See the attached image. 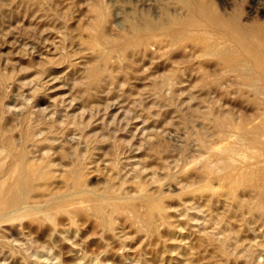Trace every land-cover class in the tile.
Returning a JSON list of instances; mask_svg holds the SVG:
<instances>
[{
  "label": "rangeland",
  "instance_id": "1",
  "mask_svg": "<svg viewBox=\"0 0 264 264\" xmlns=\"http://www.w3.org/2000/svg\"><path fill=\"white\" fill-rule=\"evenodd\" d=\"M211 1L226 17L236 15L240 22L248 25L264 22V0ZM93 6L97 9L95 7L93 9ZM187 11L189 10L184 0H37L36 2L35 0H0V83H2L0 84V129L4 128L2 130L7 131L6 134L12 138L13 143L18 140V144L14 143L16 147L19 144H21L19 147L25 145L26 153L29 158L32 157L30 159L33 162L39 158L41 161L37 160V163L39 161L42 164L47 163L48 165L49 163L48 167L51 164L52 167L49 169L53 168L51 170L53 175L49 180L54 185H51L52 189L62 187V176L66 171L64 169H70L77 158V163H81L83 169L86 167L82 173L85 174L83 175L84 180L86 187L91 189L90 193H99L106 187L112 189L116 187V191L119 190L123 198L126 195L137 198L143 193L153 196L158 194L155 197L164 199V207L166 204L169 206L165 207L166 217H156L157 224L159 222L158 226H160L157 227V233L153 234L146 231L138 220L130 224L127 220L121 219L122 222H120L117 219L112 231H103L101 227H92L89 218L75 217L73 222L77 224V228L76 224L73 225L70 220L57 217L55 225L47 223L44 226L47 235L44 238L38 232L30 230L26 223L28 219L24 218L23 222L22 219H18L3 223V227L0 226V228L6 231L2 233L1 228L0 235L6 234L7 239L11 241V246L2 248L0 246V264H264V206L259 209L256 191H250L247 185H242L237 188L236 196L238 197L234 199L230 195L229 186H225L226 182L217 177H210L201 168L205 162L216 164L211 154L218 148L234 144L231 143L233 139L229 136L228 130L224 132L219 128V131L212 120L225 115L234 122L240 121V118L245 119L244 114L249 116L246 114L252 113H250L252 106L250 104L248 106L249 100H247L252 98V91L247 92L248 89H241V81H238L234 75L233 77L223 76L222 86H211L215 93H211L214 91L211 87L209 89L206 87L207 91L199 89L202 86L200 82L203 77L212 80L221 73V67L211 62L210 58L207 60L191 57L189 53L195 52V49L190 50L189 48L191 42L183 44V46H188L185 50L179 45L170 46L171 54L168 55H164V52L157 53L153 48L146 52L147 55L140 49L125 52V55L113 53L110 59H114H109L111 64L108 61L102 63L99 52H93L90 48L92 46L89 40L92 36L98 33L107 35L109 32L110 35L119 34L124 27L126 29L129 26V19L134 13L140 15L150 13L154 20L156 18V22H166L183 19L188 14ZM95 23H100V25L97 26ZM102 25L107 28L112 27L116 32L111 33L112 28L107 29ZM92 27L95 29H91ZM105 29L107 33L104 32ZM97 30L100 31L97 32ZM108 36L109 34L106 37ZM62 53L65 55L68 53L73 61L67 60L68 55L65 56ZM61 54L62 56H59ZM172 55L173 57L170 58ZM203 61L208 63V66ZM49 62L53 68L50 67ZM73 62H77L76 65ZM170 62L174 66L173 71ZM166 63L169 65L168 69ZM121 64L125 66L122 67ZM88 66L101 72L94 81L95 83L89 77L90 67ZM204 67L206 70L203 69ZM199 68L205 71L201 73ZM177 69H180V72ZM166 70L175 80L176 89L174 87L170 89L166 85L165 81L169 77ZM42 71L46 72L43 73L45 76L42 75ZM104 72L107 76L112 75V82L111 76L106 77L102 74ZM101 74L107 79L100 78ZM116 74L122 75L118 77ZM198 78L201 80L199 81ZM194 80H196L195 83ZM81 83L83 86L80 85ZM52 86L55 87L51 89ZM84 86L87 88L85 89ZM233 86H236L235 90L241 91L242 94H236L235 91L234 94ZM222 88L226 90L220 91ZM227 88H232V90ZM84 89H89V91ZM166 90L167 93H165ZM242 90H245L246 94H243ZM213 94L215 100L212 99ZM241 97H243L242 100ZM218 113H221V116ZM233 116L236 120H233ZM26 118H29V121L26 120L27 123ZM32 127L36 132L34 135H32L34 133ZM81 130L88 131L92 136H86L87 132L85 135L81 133ZM22 131H24L23 134ZM226 132L227 135L223 134ZM26 133H29V139L33 142L26 139ZM24 135L25 139L29 140L28 143L25 142ZM19 139L22 141L20 142ZM1 142L0 140V144ZM93 143H97V146ZM117 150L118 158L115 156ZM81 155H83L82 159ZM235 159L234 164L236 163L235 166L238 167L241 160ZM67 166L69 168H66ZM112 170L114 171L111 172ZM115 170L120 171V173L116 171V176L114 175ZM211 185L212 187L209 188ZM188 189H191V195L188 194L190 193ZM192 191L197 196H194ZM209 193H212L211 198L207 195ZM132 194L135 196L132 197ZM192 195L195 197L194 200L191 199ZM184 198L186 201H183ZM197 202L202 206L198 207ZM94 203L95 201L89 200L76 205L91 206ZM182 203H187L185 204L187 207H183ZM189 213L191 221L188 220ZM212 217L213 220H211ZM79 218L80 221H78ZM160 218L161 222L158 220ZM123 222L126 223L123 224ZM11 223L19 226L13 227ZM134 224L135 226L132 227ZM123 225H128V227ZM10 231L16 234L13 233L12 236ZM12 243L20 251H14L13 254ZM108 252L110 254H105ZM81 254H83L82 257ZM111 254L114 257H111ZM23 256L25 260L22 259ZM28 259L29 261H26Z\"/></svg>",
  "mask_w": 264,
  "mask_h": 264
},
{
  "label": "bare ground",
  "instance_id": "2",
  "mask_svg": "<svg viewBox=\"0 0 264 264\" xmlns=\"http://www.w3.org/2000/svg\"><path fill=\"white\" fill-rule=\"evenodd\" d=\"M36 1L37 0H35V2ZM184 1H186V6H187L189 11H187L188 14L185 15V17H183V19H180V20H169V21H166V22H156L155 21L156 18L154 17L155 18V20H154L153 16L150 13H146L145 15H140L138 13H134L133 15H131V18L128 17V18H130L129 19V23L127 22L129 24V26L128 27L126 26L127 27L126 29L124 27V30L119 32V34L118 33H116V34L112 33L113 31L114 32H116V31L113 30L112 27H108L110 29L112 28L111 29L112 30L111 31L112 34L110 35V32H109L108 33L109 34L108 37H106L108 34L107 35L105 34L106 35L105 36L104 33H100V34L98 33L97 35L92 36L91 39L89 40L90 46H92L90 48L92 49L93 52H99V56L103 60L102 63L103 62L105 63L107 61L109 62L110 60L114 59V58L110 59V57H111V55L113 53H123L124 54L125 52L133 51V50H139V49L143 50L146 53L148 50L153 48L157 53L164 52L163 53L164 55H168L169 53L171 54V52L169 51L170 46L172 47V45H179L183 50H185V49H187L188 46H186V45L183 46V44L185 42L186 43L191 42L192 43L191 47L189 46L190 50L195 49L194 53L193 52L189 53V55L191 57L195 56V57H199V58H203V59H207V60L210 58V59H212L211 62L213 61L215 65L221 67V73L216 75V76H215V73H214L215 77L213 78V75H212V78H213L212 80L205 79L202 76L203 79H202V82H200V83H202V86H201V84H200V86L204 87V88L199 87V89L206 90L207 88L209 89V87H211V86H213V87L214 86L217 87V86H220V85L222 86V83H223L222 79H224L223 76L224 77L226 75L227 76H229V75L236 76L235 78H237L238 81H241V83H240V85L242 86L241 89H243V88L245 89L246 88V89H248L247 92H249V91L251 92L252 91V98H250V99L246 98L247 100H249L248 106H249V104L252 106V110L251 111L248 110V111H250V113L251 112L252 113L251 114H246V115H249V116H245V114H244L243 117H245V119L242 120V118H240L241 120L238 119L240 121H235V122L232 121L231 119H228L227 117H225L226 115L224 117H220L221 113L220 114L218 113V115H220L219 116L220 118L216 117L217 119H214V118H213L214 120H212V118L210 119V120H212L214 122V125L218 127V130H219V128L222 129L224 132L226 130H228L229 136H231L232 139H233V142H231V143H234V144L231 145V146H228V147L218 148L216 151L213 152V154H211V155L214 156V160L213 161L216 164L212 165V163H210V162H205V164L203 163L204 164L203 167H201V166L200 167L203 169L204 172L209 174L210 177L211 176L217 177V178H220L221 180H223L224 182H226L227 185H225V186L226 187L229 186L230 195L234 199H235V197H238V196H236L237 188H239L242 185H247V187L249 188L250 191H256L257 197H258L259 209H262L263 206H264V22H262V23H253L252 25H248V24L240 22V20L237 18L236 15H233V16H230V17H226L223 13H221L215 7V5L213 4V2L211 0H188V1L184 0ZM31 3H33V2H31ZM34 4L35 3H33V5ZM100 5H101V3H100ZM94 7L97 9L96 6H93L92 8L94 9ZM92 8H90V9H92ZM100 9H102V8L100 7ZM98 10H99V8H98ZM99 11H101V10H99ZM101 14H102V12H101ZM103 14L105 15V13H103ZM102 17H103V15H102ZM88 20H87V22H88ZM91 22H92V20H91ZM97 23H98V21H97ZM97 23H95V25ZM102 23H104V21H102ZM84 24L86 25V23H84ZM93 24H91V25H93ZM110 24H109V26L112 25V24L111 25ZM99 25H100V23L97 24V26H99ZM102 26H100V27H102ZM91 29H95V28L92 27ZM97 29H98V27H97ZM100 30H101V28H100ZM99 31L97 30V32H99ZM105 31H106V29L104 30V32ZM92 33H94V32H92ZM106 33H107V31H106ZM85 38H86V36H85ZM86 41H87V39H86ZM172 52H173V50H172ZM173 53H175V52H173ZM176 53H178V52H176ZM62 54L59 55V56H62ZM89 54H90V52H89ZM63 55H65V53ZM66 55H68V53ZM124 55H122V56L125 58ZM146 55H147V53H146ZM85 56H86V54H85ZM143 56H141V57H143ZM161 56H163V55L161 54ZM130 57H132V56H130ZM172 57H173V55L170 58H172ZM155 58H157V57H155ZM162 58H164V57H162ZM165 58H167V56ZM199 58H197V59H199ZM66 59L67 60H71L69 58V55H68V58H66ZM77 59H78V57H77ZM62 60L64 61V59H62ZM192 60H194V59H192ZM207 60H206V62H207ZM72 61L73 60H71V62ZM90 61H92V59ZM110 62H109V64H111ZM130 62H131V60H130ZM50 63L51 62H49V64ZM75 63H77V62H75ZM112 63H114V62H112ZM167 63H166V65H167ZM203 63H204V61H203ZM71 64L72 63H70V66H71ZM204 64L207 65L208 63L207 64L204 63ZM58 65H59V63H58ZM60 65H62V64H60ZM121 65L123 67L124 64H121ZM121 65L120 66L118 65V66L121 67ZM161 65H162V63H161ZM171 65L172 64L170 62V67L172 68L173 65L172 66ZM51 66L53 68V65L50 64V67ZM91 66H93V65H91ZM91 66H88V67H90L89 68L90 69L89 77L92 80V82H94L97 79L98 75H100L99 73H101V72L98 69L91 68ZM112 66H114V64ZM168 66L169 65H167V69H168ZM50 67H48V69ZM54 67H56V66H54ZM88 67H87V71H88ZM96 67H97V64H96ZM206 67H204L203 69L206 70ZM177 68H180V67H177ZM200 68H199V70H200ZM84 69H86V68L84 67ZM41 70H38V71H41ZM45 70H47V69H45ZM173 70H175L174 66H173L172 71ZM177 70L179 71L180 69H177ZM199 70H198V72H199ZM205 70H200V71L202 73V71H205ZM82 72H84V71H82ZM43 73L45 74L46 72L42 71V75H44ZM105 73L106 72H104L102 74L105 75ZM167 73H168L167 76L169 75V77H170L171 76L169 74L170 72L167 71ZM183 73H185V72L183 71ZM216 73H217V71H216ZM102 74H101V76H103V77L99 76L100 78H103L104 80H106L107 79L106 77L111 76L110 78H111V82H112V75H109V76L105 75L106 76L105 77ZM190 74H188V75H190ZM121 75H119V76L121 77ZM124 75H126V73ZM179 75H180V73H179ZM188 75L186 76L187 78H188ZM193 75H191V76H193ZM203 75H205L204 72H203ZM206 75L209 77L208 74H206ZM176 76H178V75H176ZM180 76H182V75H180ZM169 77H168V79L165 82H166V85H168V87L170 89H172L176 82H175V80L172 77H170V78ZM199 77H201V76H199ZM39 78H41V77H39ZM42 79H43V76L41 78V81H42ZM210 79H211V77H210ZM176 80H178V79H176ZM198 80L200 81L201 79L198 78ZM125 81L127 83V79ZM187 81H188V79H187ZM195 81L196 80H194L193 82L195 83ZM36 82L39 85L37 80H36ZM109 82H108V84H109ZM120 82H122V81L120 80ZM229 82H231V80ZM197 83H199V82H197ZM0 84H2V83H0ZM88 84H89V82H88ZM114 84H115V81H114ZM236 84H238V83H236ZM80 85H82V83ZM127 85H128V83H127ZM156 85H158L157 82H156ZM178 85L179 84L177 83V86ZM46 86H45V88H46ZM88 86L89 85H87V87ZM95 86H97V85H95ZM175 86H176V84H175ZM230 86H232V84ZM53 87H55V86H52L51 89ZM85 87L86 86H84V88ZM197 87H198V84H197ZM213 87H211V88H213ZM233 87L232 88L234 90H232V88H227V89H231L233 91V93L235 91L236 94L241 92V91L237 92L235 90L236 86H233ZM49 88H48V90H49ZM108 88H109V86H108ZM158 88H160V87H158ZM181 88H182V86H181ZM43 89H44V87H43ZM160 89H162V88H160ZM237 89H238V87H237ZM213 90H214V88H213ZM221 90H226V89L222 88V89H220V91ZM245 90L244 91L242 90L243 94H246ZM85 91L88 92L89 89H87ZM92 91H94V90L92 89ZM227 91H226V93L228 94L229 92H227ZM165 93H167V90L165 91ZM170 93H171V91H170ZM211 93H215V90L212 91ZM95 94H96V91H95ZM153 94H154V92L152 93V95ZM160 94H161V92H160ZM240 94H242V93H240ZM240 94H238V95H240ZM149 96L151 97V95H149ZM245 96H247V95H245ZM213 97H214V94L212 96V99H214ZM86 98H88V97L86 96ZM162 98H164V96ZM162 98H160V99H162ZM239 98H240V96H239ZM242 98L243 97H241V100H242ZM216 99L218 100V98H216ZM246 99H245V102H247ZM88 100L90 101V99H88ZM93 100H92V102H93ZM92 104H94V103H92ZM211 110H213V109H211ZM224 112H222V113L224 114ZM229 113L230 112H228V114ZM215 114H217V113H215ZM140 116H141V114H140ZM210 117H212V116H210ZM23 118H24V116H23ZM230 118H232V117H230ZM233 118H234V116H233ZM235 118L233 120H236ZM27 119L29 121V118H26L25 119L26 123H27V121H26ZM208 122L210 124V121H208ZM206 123H207V121H206ZM28 125H30V124H28ZM2 129L4 130V128L0 129V140L4 144L2 145V142L0 144V145H2V146H0V226H2L3 223H7V222H10V221H13V220H18V219H20V220L22 219V222H23V219L25 218L26 220L28 219V221L26 223H27V226L30 228V230L34 231V232H38L41 236H43V238H44V236H47L46 233H45V230H44V226L47 223L48 224L50 223L51 225L52 224L55 225L57 217H60L61 219H68L71 222H73L75 217L89 218V221H90V224L92 225V227H94V228L101 227L103 229V231L104 230L107 231V230H111V229L113 230L114 223H115V221L117 219H119L120 222H122L121 219L122 220H127L129 223L138 220L146 228V231H148L149 233H152V234L155 233L156 230H157V227L160 226V225L158 226L159 222L157 224L156 217L157 216H165L166 215L165 211H167V210H165V207L168 208L169 206L165 202V204L167 206L165 205V207H164V199L162 197H158V196L155 197V195H158V194H155L153 196V195H151L149 193H145V194L143 193L142 195H140L137 198H135V197L131 198L130 197L131 195L130 196L126 195V197L124 196V198H123V195L119 194V192H118L119 190L116 191V187L114 189H112L111 187H106L105 189H102L101 192L99 191V193H97V192L96 193H90L91 189L89 190L86 187V183H85L86 181L84 180V176H83L85 174H83L84 172L82 173V170H84L86 167L83 169L81 167V163H79V162L77 163V158H76V162H74L75 165L74 164L72 165L73 167L70 166V169H64L66 171L63 172V176H62L61 172L59 173V174H61L59 176L63 177V180H62L63 182L61 181L63 183L62 187H60L59 189H56L57 187H54L55 189H52V187H51V185H52L51 183L52 182H50V180H49L50 176L53 175V173H51V170H53V168L51 170L49 169L50 167H52L51 164L48 167L49 163L47 165V163H46L47 161H46L45 162L46 164H44V163L42 164V163H40L41 160L39 158H36L37 160H40L39 163H37V160H34L36 162H33L30 159L32 157L29 158V155H27V153H26L27 152L26 151V146L22 144L23 146L19 147V146H21V144H19L18 147H16L14 145V143L18 144L17 143L18 140H16L17 142L13 143L12 138H10L6 134L7 131L4 132ZM32 129H33V127H32ZM34 131L35 130L33 129V132ZM23 132L24 131H22L21 133L23 134ZM86 132H87V135L85 134ZM35 133L36 132H34L32 135H34ZM81 133H84L86 136L90 135L88 133V131H82ZM95 134H96V132L94 133V136H95ZM223 134L227 135V132L223 133ZM26 135H27L26 139H29V133H26ZM91 136L92 135H90V137ZM22 138H23V136H22ZM226 138L228 140V137H226ZM26 139H25V135H24V140H25V142L27 141V143H28L30 139L29 140H26ZM88 140H90V138ZM88 140H87V143H88ZM222 140L223 139H221V141ZM224 140H226V139H224ZM19 141H20V139H19ZM30 141H32V140H30ZM54 141H56V140L54 139ZM230 141H232V140L230 139ZM97 143H93V144H96V146H97ZM41 144H42V142H41ZM98 144H100V143H98ZM34 145H36V143ZM40 145H37V146L40 147ZM116 146H117V144H116ZM89 147L91 148V146H89ZM118 147H119V144H118ZM50 150H51V148H50ZM115 150H116V148H115ZM122 150H124V149H122ZM52 151L55 152L54 149H52ZM116 153L117 154H115L113 152V155L114 154H115V156L118 155L119 154L118 150L116 151ZM53 154H55V153H53ZM76 154H77V152H76ZM78 155H80V154H78ZM78 155H76V156H78ZM43 156H42V158L46 159V157H43ZM82 156L83 155H81V159H82ZM118 156H116V157L118 158ZM235 158H239L241 160V164H239L238 167L235 166L236 163L234 164V161L236 160ZM114 159H115V157H114ZM83 160H86V159H83ZM117 160H116V162L119 163V161H117ZM49 161H50V159H49ZM53 162L54 161L52 160V163ZM117 163H115V164H117ZM54 165L55 164H53V166ZM66 168H69V167L67 166ZM120 168H119V170H120ZM64 170H62V171H64ZM119 170H115L114 173H116V171H119ZM113 171L114 170H112L111 172H113ZM55 173H56V170H55ZM119 173H120V171H119ZM121 173H122V171H121ZM114 175L116 176L117 173L114 174ZM203 178H204V175H203ZM205 179H206V177H205ZM209 179L210 178L208 177V180ZM60 185H61V183H60ZM60 185H58V186H60ZM141 185L143 186V184H141ZM52 186H54V185H52ZM135 186H137V185H135ZM112 187H114V185ZM211 187H212V185L209 188H211ZM142 188H144V187H142ZM140 190H141V188H140ZM188 190L190 192L191 189H188ZM202 191H205V190H202ZM92 192H94V191H92ZM139 192H142V191H139ZM211 192H212V189H211ZM137 193H138V191H137ZM188 194L191 195V192L188 193ZM192 194L194 196L196 195V193H193V191H192ZM203 194H204V192H203ZM210 194H212V193H209L207 195H209V197H210ZM193 195H192V198L190 196L189 197L194 200L195 197ZM133 196H135V195L132 194V197ZM185 198L183 199V201H186ZM187 198H188V196H187ZM89 200L95 201V203L92 204L91 206L90 205L89 206H83V205L82 206H77L76 205V204H79L81 202L89 201ZM168 201H169V199H168ZM195 201H196V199H195ZM199 202H200V200H199ZM187 203H185V204H187ZM182 204H184V203H182ZM185 204H184L183 207H187V206H185ZM199 204L200 203L197 202L198 207L200 206ZM71 205H73V206H71ZM68 206H71V207H68ZM201 206H202V204H201ZM190 207H191V205H190ZM198 207H196V208H198ZM180 209H181V207H180ZM180 209H178V211ZM184 211H185V209H184ZM183 213H181V215H183ZM189 217L190 218H188V220L191 219V214L190 213H189ZM186 218H187V216H186ZM209 218H211V217H209ZM165 219L166 218H164V220ZM83 220H85V219H83ZM158 220H160V222H161V218L158 219ZM211 220H213V217H212ZM75 221H76V219H75ZM78 221H80V218L78 219ZM85 221H87V219ZM162 221H163V219H162ZM214 221L216 222L217 220H214ZM62 222H64V221H62ZM85 223H87V222H85ZM125 223L123 222V224H125ZM11 224L13 225L14 223H11ZM72 224L75 225L76 223L74 224V222H73ZM15 225H13V227H15ZM142 225H140V226H142ZM18 226L19 225L17 224L16 227H18ZM76 226H77V224H76ZM76 226H74V227H76ZM123 226H127L128 227V225H123ZM134 226H135V224L132 227H134ZM13 227H11V228L13 229ZM62 227L63 226H61V228ZM23 228H24V226H23ZM68 228H69V226H68ZM77 228H78V226H77ZM2 229H1V231H2ZM30 230H28V231H30ZM66 230H64L65 232L64 231L63 232L66 233ZM169 230H171V228ZM5 231L3 229L2 233H5ZM146 231H144V232H146ZM172 231H170V232H172ZM13 233H14L13 231H10V234L12 236L14 234H16V233H14V234ZM94 233H96V232H94ZM19 234H20V232H19ZM32 234H34V233H32ZM52 235H53V233H52ZM145 235H147V234H145ZM145 235H143V237H146ZM148 236H150V235H148ZM150 237H152V236H150ZM7 238L8 237H7L6 234L5 235H0V246H1V248L2 247H8V245L11 246V243H10L11 241H9ZM45 238H48V237H45ZM64 238H65V236H64ZM61 239H62V237H61ZM139 240H141V239H139ZM13 243H12V249L11 250H13V254H14V251H20V250ZM223 250H225V249H223ZM22 251H23V249H22ZM105 254H110V253L108 252V253H105ZM21 255H23V253H21ZM24 255H26V254L24 253ZM82 255L83 254H81V257H82ZM77 256H79V255H77ZM84 256L86 257L87 255L85 254ZM112 256L114 257V255L111 254V257ZM19 257H20V255H19ZM23 258H25V257L23 256L22 259ZM151 258L155 259L152 256H151ZM20 259H21V257H20ZM29 259L31 260L30 257H29ZM29 259L26 260V261H29ZM80 259L82 260V258H80ZM84 259L85 258H83V260ZM23 260H25V259H23ZM75 260H79V259H75ZM37 261L39 262V260H37Z\"/></svg>",
  "mask_w": 264,
  "mask_h": 264
}]
</instances>
